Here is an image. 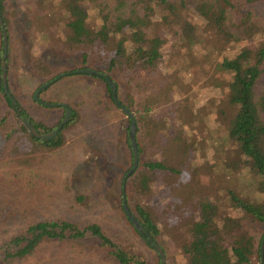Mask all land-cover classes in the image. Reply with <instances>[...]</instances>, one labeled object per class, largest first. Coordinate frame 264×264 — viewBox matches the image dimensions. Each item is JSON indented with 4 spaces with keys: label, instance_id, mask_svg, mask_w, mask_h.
I'll return each instance as SVG.
<instances>
[{
    "label": "trees",
    "instance_id": "1",
    "mask_svg": "<svg viewBox=\"0 0 264 264\" xmlns=\"http://www.w3.org/2000/svg\"><path fill=\"white\" fill-rule=\"evenodd\" d=\"M9 1L0 0V13L8 34L7 86L17 107L3 92L1 35V190L14 191L18 199L25 197L29 211L42 194L37 189L41 175L39 180L30 178L38 174L35 164L22 175V157L38 147L55 150L74 145L67 132L80 127L84 131L80 143L93 145L95 135L103 144L108 143L111 125L106 120L115 114L125 126L120 143L129 154L126 172L129 170L130 121L113 102L103 78L73 74L79 69L94 70L116 84L118 101L135 117L139 165L126 182V202L164 252L159 239L167 238L168 244L171 241V257L165 252V264H260L264 235V0H13L17 4L13 15H26L36 44L76 54L82 65L65 71L34 55L26 75L16 80L9 46L11 24L5 14ZM166 58L172 59L170 73L162 75ZM206 67L221 77L213 91L222 98L206 99L205 112L198 113L188 104L196 105L202 98L173 99L193 82L194 68L206 75ZM68 72L71 74L42 92L39 99L50 105L66 104L72 114L55 138L37 140L23 120L45 135L56 129L65 109L42 106L34 100V93ZM76 77L90 78L94 83L77 82L73 80ZM221 104L229 111L218 110ZM202 123L208 135L200 139ZM115 127L118 130V123ZM104 147L106 150L108 145ZM80 150L87 152L82 145ZM198 167L209 173V185L203 192L193 183H182L183 175L194 173ZM69 177H63L62 193H68L63 198L75 210L85 196L72 193ZM101 183L97 177L92 190L86 192H98ZM176 184L178 192L173 194L170 190ZM1 190L0 198L9 201ZM121 193L120 183L117 202H113L118 215L152 249L126 218ZM100 202L106 203L99 195L96 204ZM160 206L175 217L173 235L166 232ZM107 232L98 223L31 218L22 230L0 244V264L27 259L38 263L55 254V264H63L68 248L73 250L76 264H146L144 258ZM50 245H55L54 252L46 254ZM40 248L44 254L37 256Z\"/></svg>",
    "mask_w": 264,
    "mask_h": 264
},
{
    "label": "rangeland",
    "instance_id": "2",
    "mask_svg": "<svg viewBox=\"0 0 264 264\" xmlns=\"http://www.w3.org/2000/svg\"><path fill=\"white\" fill-rule=\"evenodd\" d=\"M6 6L7 10L5 14L9 18L11 24L9 46L11 48L12 75L14 80L26 75L29 69L30 58L34 55L42 59L46 64L52 67H59L65 71L82 67L81 61L76 54L62 53L53 48H42L36 44L35 34L31 30L26 15L23 14L19 17L13 15V11L17 7L15 1H9ZM171 60V58L165 59L163 63L164 68L161 70L162 75H166V72L170 73L168 67L171 68L169 65ZM193 72V82L186 84L179 94L174 95L173 100L180 101L184 97H189V100L192 101L193 99L195 100L196 97H200L203 100L199 101L196 105L190 104V106L188 104V106L191 109L193 108L195 112H205L206 108L204 107V102L206 99L216 97V100L218 99L219 101L222 98V96H219L221 93L213 91V85H215L217 80L221 77L213 74L208 67H206V72H208L206 75L199 73L196 68L193 69ZM115 79L121 84V80L118 76H116ZM73 80L77 82H87L88 84L94 83L90 78L76 77L73 78ZM217 109L229 111V107H225L222 104L219 105ZM118 117L119 119L122 118L121 116ZM119 121L116 114L112 117L108 116L106 120V122H109L108 124L111 125L110 140L108 143L103 141L104 144L108 145L106 150L104 144L96 135L95 137L92 135L88 136L91 138L94 137L91 139L93 145H87L85 141L80 143V136L82 134L84 135L83 128L80 127L76 132H67V137L69 139L73 138L74 145L68 144L61 149L55 150H47L43 147H38L33 150L31 155L22 157V163H25L24 166L20 165V168L23 170L22 175L27 174L29 172L28 170L34 164L35 168H38V174L35 173L30 178L35 177V179L39 180L41 175L37 189L39 192H42V194L38 201L34 199L36 201L34 206L27 211L29 206L25 197L19 196L18 199L14 191H3L1 190L3 188H0L1 192H4L2 194H5V197L9 198V201H5L3 197L0 198V244H3V242L7 241L12 235L22 230L24 224L31 220V218L42 221L65 218L80 224L88 222L98 223L102 225L106 231L110 232L109 235L111 234L114 236L115 240L121 241L124 248L132 250L134 253L144 258L146 264H157V255L154 253V250L148 248L143 241L134 234L133 230L127 225L122 216L118 215L115 204H113V202H117L116 195L120 190V183L129 167V154L120 143L125 126L123 122L120 124ZM117 123L119 127L118 130L115 129ZM204 125L202 123L200 128L203 129ZM112 126L114 127L112 128ZM189 132L193 133V128H191ZM207 135L208 132L203 129L200 133V139ZM76 140H78V142ZM218 141V138H216L214 143L217 144ZM78 143L80 146L82 145L84 147V150H87L86 153L80 150ZM211 152H215V147ZM77 156H79V160H76ZM28 163H30L31 166L28 165ZM1 171L3 172V170ZM65 176H70L72 193H84L85 196V200L81 203V206L76 207L75 210H71V202L63 198L64 195L68 194L65 190L64 193H62L63 188L61 182ZM97 177L102 179L101 187L98 186L96 189L98 192L93 191L91 194L87 193L86 191H91L94 187ZM182 183L184 185L193 183L198 187L200 192H203L209 185V173L203 167H198L194 173L184 174ZM170 191L176 194L178 192V184L172 186ZM72 193L71 195H73ZM99 195L101 198L103 197L108 204L104 203L103 205V203L100 202V204L97 205L96 203L98 202ZM108 206L110 207L109 209ZM159 210L164 216L167 234H175V217L169 215L167 213L168 211L163 206H160ZM166 240L167 238L159 239V243L165 248V252L168 255L167 257H171L168 248L171 241H168V244ZM54 246L55 245L45 246L47 251L46 254L54 252ZM65 252L66 255L63 259V264H76L73 250L71 251V249L68 248ZM43 254L44 249H38L37 256ZM46 260L42 258V260H39L37 263V261L27 259L18 264H55L57 255L55 254L53 257H49L48 261ZM77 264H79V262Z\"/></svg>",
    "mask_w": 264,
    "mask_h": 264
},
{
    "label": "water",
    "instance_id": "3",
    "mask_svg": "<svg viewBox=\"0 0 264 264\" xmlns=\"http://www.w3.org/2000/svg\"><path fill=\"white\" fill-rule=\"evenodd\" d=\"M0 30H1V35H2V48H3V54H2V63H1V70H2V87H3V92L5 95L8 97L10 100L11 104L13 107H17V102L15 98L12 96V94L8 90L7 86V77H6V57H7V51H8V34L6 32V28L4 25V22L1 17L0 13ZM71 73H62L55 77L54 79L44 83L42 86L38 88V90L34 93V100L37 101L39 104H41L44 107H62L65 109V114L63 116V119L61 122L57 125L56 129L48 134L42 135L38 133L34 127L30 124L28 120H23L24 124L26 125L27 129L31 133V135L36 138L37 140H51L55 138L60 130L66 125L68 122L72 111L71 109L65 105V104H56V105H50L42 102L39 99V96L42 92H44L46 89L51 87L53 84L61 80L62 78L66 77ZM73 74L76 75H88V76H96V77H101L103 78L109 88V91L111 93V98L115 105L119 108L121 112L124 113L126 118L130 121V126H129V132H128V139L130 143V148L132 152V164L129 170L126 172L124 175L122 181H121V204H122V209L123 212L128 219V221L131 223V225L134 227L138 235L144 239L146 244L150 246L158 255L159 258V264H165L166 263V256L164 251L161 249V247L152 240V238L146 233L144 228L140 225V223L134 218L132 213L130 212L127 202H126V182L127 180L134 174L136 169L138 168L139 165V154H138V147H137V142H136V132H137V125H136V120L132 112H130L128 109H126L119 101L117 97V86L116 84L106 75H103L101 73H98L97 71L94 70H89V69H79L73 72ZM259 255H260V264H264V235L261 238L260 242V249H259Z\"/></svg>",
    "mask_w": 264,
    "mask_h": 264
}]
</instances>
